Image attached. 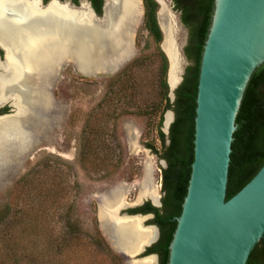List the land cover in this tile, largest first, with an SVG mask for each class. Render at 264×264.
<instances>
[{"label": "rangeland", "instance_id": "1", "mask_svg": "<svg viewBox=\"0 0 264 264\" xmlns=\"http://www.w3.org/2000/svg\"><path fill=\"white\" fill-rule=\"evenodd\" d=\"M81 1L78 0L76 4ZM165 1L176 22L171 34L183 52L188 29L182 23L180 12L174 8L173 1ZM135 24L131 35L135 52L115 65L111 72L84 75L71 58L60 65L58 71L49 78L50 87L46 88L50 96L49 106L41 109L40 115H32V121L25 126L32 137L30 144L21 154H12L9 162L0 167V209L8 206L15 216L21 214L18 212L21 209L31 210L38 231L31 238L23 239L35 241L39 246L48 243L51 249L46 254L53 257V264H128L109 244V249H106L98 243L100 239L96 231L108 243L100 228V195L121 182H138L147 162L152 167V181L162 196L161 169L166 163L146 147L147 143H152L161 150L159 115L150 113L152 103L159 96L156 86L158 61L152 56L153 44L143 27V7ZM146 44H149L147 48ZM141 53L146 55L143 63L145 68L139 72V86L133 92L135 98L112 112L114 105H110L104 98L106 78ZM184 65L182 60V69ZM170 93L169 88L172 101ZM6 102L10 103L12 114H15L13 99L10 97L3 104ZM126 107L129 111H122ZM168 110L171 109H167L164 115ZM164 115L160 129L167 138ZM85 146L86 151L90 149L92 154L83 159L79 157V151ZM31 167L32 181L36 188L30 193L31 198L25 199V188L18 187L14 193L11 189ZM137 194V185H132L125 194L126 205H137L149 199L144 197L136 201ZM67 210L69 215L63 217L61 214ZM65 223L77 231L67 236L65 245L57 248L55 242L58 243V239H55V235L57 229ZM44 228L46 232L41 231ZM9 243L14 244L13 241L5 244ZM62 246L65 251L60 250Z\"/></svg>", "mask_w": 264, "mask_h": 264}, {"label": "water", "instance_id": "2", "mask_svg": "<svg viewBox=\"0 0 264 264\" xmlns=\"http://www.w3.org/2000/svg\"><path fill=\"white\" fill-rule=\"evenodd\" d=\"M39 1V5L44 7L53 0H47L46 3ZM54 1L75 9L81 4L76 5L70 0ZM83 3L87 4L92 23L101 21L105 1L101 15L96 14L88 0H83ZM166 42L171 44L172 51L179 59L176 78L172 82L169 79L171 60L164 49ZM160 46L168 59L167 82L171 89L170 95L174 98V89L180 83L188 61L171 33L167 37L163 33ZM0 49L5 55L1 43ZM182 60L185 63L183 69ZM1 61L3 59L0 57ZM64 61L58 63L55 72ZM74 62L78 70L87 76L111 72L115 67L95 64L86 65L83 69L75 59ZM263 62L264 0H214L199 67L193 160L186 195L181 212L175 218L176 226L168 245L167 264H246L251 250L264 234V162L245 185L226 199L236 114L252 72ZM168 111L171 120L166 126L164 122L166 133L174 117L173 111ZM11 115L0 114V118ZM30 118L33 119L28 117L25 126L32 121ZM149 199L155 207L162 204L161 195L155 201ZM127 207L126 204L118 207L116 217H143L142 226H153L156 231L152 240L140 245L134 252L121 253L128 263L139 259L138 256L154 242L158 228L144 224L150 214L122 212Z\"/></svg>", "mask_w": 264, "mask_h": 264}, {"label": "trees", "instance_id": "3", "mask_svg": "<svg viewBox=\"0 0 264 264\" xmlns=\"http://www.w3.org/2000/svg\"><path fill=\"white\" fill-rule=\"evenodd\" d=\"M46 1L44 0V2ZM72 1L75 4L78 2V0ZM89 1L96 14L101 15L103 0ZM172 1L174 8L180 12L182 23L188 29V37L183 46V53L188 63L184 68L180 83L174 89V98L171 101L167 82L168 59L160 46L163 33L157 19L159 4L156 0H142L143 27L153 44L152 56L158 61L156 86L159 96L155 103H152L150 113L159 115L158 132L161 150L159 151L152 143H147L146 147L153 154L164 159L166 163L165 167L161 169L162 206L161 208L153 207L147 201L149 208L156 215L153 221L158 223L161 230L160 239L157 245L153 246V250L161 251V264L168 262V245L176 226L175 218L181 212V205L187 191L193 160L194 117L199 67L214 10V0ZM148 45L146 44L145 48ZM145 58V54H139L118 72L106 78L107 89L104 98L110 105H114L112 112H115L118 106H123L135 98L133 92H136L139 86L138 75L140 70L145 68L143 64ZM167 109L173 111L174 118L170 123L166 138L160 127ZM122 111H129V108L126 107ZM235 124L236 129L233 132L228 166L226 199L245 185L264 162V62L254 69L248 80L236 114ZM91 154L90 149L86 151V146L79 151V157L83 159L88 158ZM32 172L33 168L31 167L15 182L11 192L14 193L18 187L25 188L24 197L30 199V193L36 188L32 181ZM58 179L59 182L62 181L60 177ZM59 197L60 194L57 199ZM18 212L21 214L15 216L8 206L0 209V264H53V259H51L53 257L46 254L47 250L51 249L48 243L39 246L35 241L23 239L31 238L38 231L31 210L25 208ZM61 215L67 217L69 211H64ZM41 231H45V228ZM76 231L67 223L63 224L61 228L57 229L56 234L59 238L55 235V239H58L55 246L58 248L65 245V242L68 241L67 236H71ZM96 235L100 239L98 243L109 249L108 243L98 231H96ZM8 241H13L14 244H5ZM60 250L65 251L64 246ZM16 252L23 254L17 255ZM27 252L29 254L25 255ZM263 263L264 234L251 250L246 264Z\"/></svg>", "mask_w": 264, "mask_h": 264}, {"label": "bare ground", "instance_id": "4", "mask_svg": "<svg viewBox=\"0 0 264 264\" xmlns=\"http://www.w3.org/2000/svg\"><path fill=\"white\" fill-rule=\"evenodd\" d=\"M104 1L103 18L92 23L83 1L75 9L54 0L44 7L39 0H0V43L5 49L4 62H0V104L12 97L16 107L15 114L0 118V167L30 144L26 119L40 115V110L49 106L46 88L59 62L75 59L83 69L95 64L115 66L133 52L132 27L141 16V0ZM156 1L157 19L167 37L175 30L174 19L166 1ZM164 49L171 60L172 82L179 59L171 44L166 42ZM170 120L167 111L165 126ZM152 179V167L146 162L138 182H121L100 195V228L110 247L120 255L134 252L155 237L154 227H142V217H116L132 185L138 187L137 201L144 197L157 199L158 186ZM152 258L130 260L128 264H151Z\"/></svg>", "mask_w": 264, "mask_h": 264}, {"label": "flooded vegetation", "instance_id": "5", "mask_svg": "<svg viewBox=\"0 0 264 264\" xmlns=\"http://www.w3.org/2000/svg\"><path fill=\"white\" fill-rule=\"evenodd\" d=\"M71 2H73L72 0H70ZM89 1V0H88ZM44 2V0H43ZM47 2V1H46ZM44 2V3H46ZM90 2V1H89ZM75 4V3H74ZM78 5V4H76ZM5 58V55L3 53V50L0 49V57L3 59V62H4V58ZM0 72H1V68H0ZM12 98V97H11ZM12 107L10 106V103L9 102H6V103H2L0 104V114H11L12 113ZM150 198V197H149ZM152 199V198H151ZM153 200V199H152ZM137 201V200H136ZM147 201L149 202V205L155 207L151 200L148 199V200H145V201H142L140 204H137V205H133V206H129L127 208H125L124 210H122V212H126L128 214L132 213V214H135V213H141V214H150L151 216L144 222V224H150V225H155L157 228H158V235L156 236L154 242L152 244H150L146 250L141 253L138 258L139 259H134V260H142L144 258H147V257H153L152 258V263L151 264H161V251L159 250H153V246L157 245L159 239H160V235H161V230H160V227L158 225V223L154 220V218L156 217L155 215V212L153 210H151L149 208V205L147 204ZM162 203V202H161ZM124 204H126V202L124 201ZM162 206V204H161ZM161 206L159 208H161ZM127 218V217H126ZM143 218V217H142ZM144 219V218H143ZM143 221V220H142ZM141 225H142V222H141ZM143 227V226H142ZM147 227H153V226H147ZM143 228H146V227H143ZM155 229V228H154ZM156 233V231H155ZM264 264V263H263Z\"/></svg>", "mask_w": 264, "mask_h": 264}]
</instances>
